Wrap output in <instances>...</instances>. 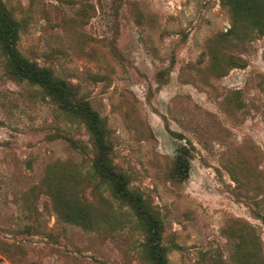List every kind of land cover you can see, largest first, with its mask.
<instances>
[{"label": "rangeland", "instance_id": "374dc122", "mask_svg": "<svg viewBox=\"0 0 264 264\" xmlns=\"http://www.w3.org/2000/svg\"><path fill=\"white\" fill-rule=\"evenodd\" d=\"M3 1L22 55L106 121L170 264H264V34L234 26L222 0ZM95 155L84 120L14 77L0 47V264H151L142 221ZM49 184L89 204L97 227L62 219Z\"/></svg>", "mask_w": 264, "mask_h": 264}, {"label": "trees", "instance_id": "16d2710c", "mask_svg": "<svg viewBox=\"0 0 264 264\" xmlns=\"http://www.w3.org/2000/svg\"><path fill=\"white\" fill-rule=\"evenodd\" d=\"M229 6L234 26L243 24L264 34V0H222ZM20 23L0 0V47L7 58L12 75L40 86L47 95L56 100L67 112L84 120L90 132L96 155L92 168L97 176L110 183L117 198L126 203L142 221L146 237L144 252L151 264H170L168 250L162 244L164 226L161 218L148 204L142 193L129 187L128 176L119 171L113 163L112 144L106 121L86 99L78 98L75 86L54 75L52 69L40 66L36 61L26 58L18 49ZM189 150L182 146L176 158L173 175L179 181L189 177L191 162L187 157ZM54 199L55 210L59 216L87 230L97 227L91 216L89 204L63 201L56 186L49 184ZM264 222V216L262 217ZM239 264H244L240 262Z\"/></svg>", "mask_w": 264, "mask_h": 264}]
</instances>
